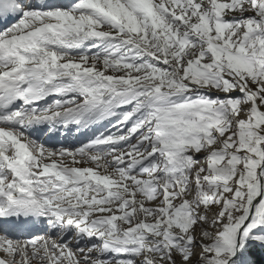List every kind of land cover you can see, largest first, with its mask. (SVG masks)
I'll use <instances>...</instances> for the list:
<instances>
[{"label": "snow or ice", "instance_id": "6c2138e0", "mask_svg": "<svg viewBox=\"0 0 264 264\" xmlns=\"http://www.w3.org/2000/svg\"><path fill=\"white\" fill-rule=\"evenodd\" d=\"M0 264H264V0H0Z\"/></svg>", "mask_w": 264, "mask_h": 264}, {"label": "rangeland", "instance_id": "374dc122", "mask_svg": "<svg viewBox=\"0 0 264 264\" xmlns=\"http://www.w3.org/2000/svg\"><path fill=\"white\" fill-rule=\"evenodd\" d=\"M71 130H72V128H71ZM75 135H77V134L76 133L74 134V132H72V134L70 135V138H69L70 139L69 140L70 143H74L75 142Z\"/></svg>", "mask_w": 264, "mask_h": 264}, {"label": "bare ground", "instance_id": "6f19581e", "mask_svg": "<svg viewBox=\"0 0 264 264\" xmlns=\"http://www.w3.org/2000/svg\"><path fill=\"white\" fill-rule=\"evenodd\" d=\"M67 130H71V127H68Z\"/></svg>", "mask_w": 264, "mask_h": 264}]
</instances>
